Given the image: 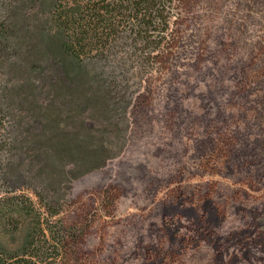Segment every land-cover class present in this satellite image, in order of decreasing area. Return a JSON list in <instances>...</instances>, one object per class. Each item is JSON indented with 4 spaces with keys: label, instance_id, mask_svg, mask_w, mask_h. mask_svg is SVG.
Masks as SVG:
<instances>
[{
    "label": "rangeland",
    "instance_id": "obj_1",
    "mask_svg": "<svg viewBox=\"0 0 264 264\" xmlns=\"http://www.w3.org/2000/svg\"><path fill=\"white\" fill-rule=\"evenodd\" d=\"M163 14L150 42L110 37L153 59L122 151L59 194L67 264H264V0H164Z\"/></svg>",
    "mask_w": 264,
    "mask_h": 264
},
{
    "label": "trees",
    "instance_id": "obj_2",
    "mask_svg": "<svg viewBox=\"0 0 264 264\" xmlns=\"http://www.w3.org/2000/svg\"><path fill=\"white\" fill-rule=\"evenodd\" d=\"M163 7L164 0L0 2V264L71 258L77 234L59 216V194L122 151L133 85L153 59L115 51L110 37L125 28L150 42L164 31Z\"/></svg>",
    "mask_w": 264,
    "mask_h": 264
}]
</instances>
